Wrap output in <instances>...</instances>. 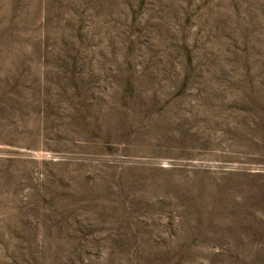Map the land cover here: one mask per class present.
<instances>
[{"label": "rangeland", "instance_id": "rangeland-1", "mask_svg": "<svg viewBox=\"0 0 264 264\" xmlns=\"http://www.w3.org/2000/svg\"><path fill=\"white\" fill-rule=\"evenodd\" d=\"M0 264H264V0H0Z\"/></svg>", "mask_w": 264, "mask_h": 264}]
</instances>
